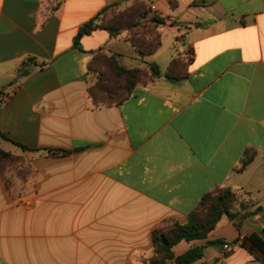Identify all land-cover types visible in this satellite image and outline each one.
<instances>
[{
	"label": "crops",
	"instance_id": "0c3cea01",
	"mask_svg": "<svg viewBox=\"0 0 264 264\" xmlns=\"http://www.w3.org/2000/svg\"><path fill=\"white\" fill-rule=\"evenodd\" d=\"M137 2L150 9L141 21L156 23L152 54L139 55L127 32L105 29L76 47L85 23ZM100 49L126 68L165 72L176 60L180 78L136 86L118 105L95 104L90 65ZM0 147L32 168L19 189L0 175V264H146L153 231L169 219L186 224L217 187L246 189L262 206L264 0H0ZM248 152L255 159L240 172ZM247 222L244 233L224 217L205 241H182L175 254L222 240L212 260L207 247L194 264H238L240 252L256 261L242 245L254 233L264 238V219ZM225 245L232 252L223 257Z\"/></svg>",
	"mask_w": 264,
	"mask_h": 264
},
{
	"label": "trees",
	"instance_id": "16d2710c",
	"mask_svg": "<svg viewBox=\"0 0 264 264\" xmlns=\"http://www.w3.org/2000/svg\"><path fill=\"white\" fill-rule=\"evenodd\" d=\"M140 4L142 6H140L141 8H138L139 12H137L138 10H135V6L129 8V10L134 9L135 12H137L135 16L136 22L141 21V18L147 16L150 11V9L149 11H146L148 9L146 4ZM114 8L115 6L107 7L94 19L85 23L79 29L75 38V45L77 48L81 50V39L84 36L90 35L98 29H105L115 36H119L122 32L132 29L129 25L119 29L115 26H104L99 23L102 17ZM129 18L131 17L129 16ZM156 20V22H162L161 20ZM132 43L136 46L140 55L142 57H146L152 54L160 45V39L155 47L149 45L147 52L141 51V49L138 48L137 44L133 41ZM150 68L154 73L155 79L164 77L167 80H178L180 77L177 74L182 71L179 69V65L176 60L173 61L172 65L165 72L161 71V69L155 64H151ZM90 69L98 76L103 73L99 76L98 81L90 87V95L95 104H105L108 106L118 105L126 100L132 94L134 88L138 85L137 83L140 80L139 78L141 74L139 69H130L122 66L117 55L104 52L103 49H100L95 53ZM107 71L111 72L116 79H113L112 81L105 79L106 74L104 72ZM1 136L2 138L9 140L4 134H1ZM14 144L21 147L23 150H29L22 144L15 142ZM13 158H15L14 153L5 151L0 147V161L9 163V160ZM254 159V153H246L239 171H244ZM0 175L6 181L8 188H12L8 183L9 178L6 177L5 172L0 170ZM254 207L255 210L251 211V208ZM256 214H262L264 217V207L258 205L250 191L246 189L235 190L230 187H217L215 190L207 193L202 198L195 210L189 214L188 222L186 224H180L176 220L169 219L164 221L153 231V255L150 259L145 261V263L194 264L199 262L204 257L205 248L212 245L224 244V242L222 240L207 241L203 245L192 247L187 252L179 256L175 254L174 248L182 241L189 243L205 241L224 217L231 220L238 230H240L243 220ZM242 247L248 248L250 254H252L256 260L261 261L264 264V260H260L257 256H255L256 252L264 255V238L261 234H251L246 239Z\"/></svg>",
	"mask_w": 264,
	"mask_h": 264
},
{
	"label": "rangeland",
	"instance_id": "374dc122",
	"mask_svg": "<svg viewBox=\"0 0 264 264\" xmlns=\"http://www.w3.org/2000/svg\"><path fill=\"white\" fill-rule=\"evenodd\" d=\"M135 10L137 12H139L138 8H141L140 6H142L139 2H137L135 5ZM134 9H130L129 7L127 8H122V7H115L114 9H111L108 13H106V15H104L102 17V19L99 21V23L101 25H107V26H115L118 27L119 29H122L124 27H126L127 25H129V27H131L132 29L129 31H124L127 32V38H130L131 41H133L134 43L137 44L138 48L141 49V51L143 52H147V49L149 47V45H152V47H155L158 43L159 40V36L158 33L156 32V28L155 25L156 23L152 18L148 19L146 21H137L136 22V14L137 12H135ZM146 11H149V9H147ZM129 16L131 18H129ZM130 23V24H129ZM136 23V24H135ZM159 24V23H157ZM136 25V26H134ZM123 33V32H122ZM164 41H166L165 45L169 44V39L168 37H163ZM172 44V42H171ZM170 49V47H165L163 49L164 52H167ZM162 52V53H164ZM174 52L175 49H174ZM173 52V53H174ZM138 54L140 55V53L138 52ZM165 55V54H163ZM148 62H151L152 59L151 58H146L145 59ZM168 60V58H167ZM165 63V59L162 61ZM161 64V68L164 69V65ZM139 69L140 71V80L138 81V85H147L150 82H152L155 77H154V73L151 71L150 65H145L144 63L141 62H137V64H133L132 67H130V69ZM105 75V79H109V80H113L116 79L111 72L107 71L104 72ZM103 73L99 74V76H101ZM98 75H96V79L93 80V84L96 83L98 81L99 78ZM15 158L9 160V163H6L4 161H0V170L2 172H5L6 177L9 178L8 183L10 184V186L12 188H21L23 187V184H26L29 179L32 177V168L31 165L29 164L28 160L21 154H17L14 153ZM8 184V185H9ZM11 188V189H12ZM262 206L264 207V199H263V203ZM243 212V211H242ZM251 219H256V218H263L262 214H256L252 217H250ZM250 229V224L249 222H247V219L243 220L242 226H241V231L246 233L248 232V230ZM262 230V229H259ZM230 232V233H229ZM227 233L231 234V233H236V231L232 228L227 230ZM211 247L210 249L207 250L206 252V258L207 260H212L214 258V254L217 251H221V246L220 245H212L209 246ZM241 253V252H240ZM237 254L234 263H238V264H263L262 262H259L258 260L256 261H252V260H248V261H244V255L242 254ZM251 256H253L252 254H250ZM258 256H260V258L263 257V255L258 253ZM254 257V256H253Z\"/></svg>",
	"mask_w": 264,
	"mask_h": 264
},
{
	"label": "built area",
	"instance_id": "2783aa9c",
	"mask_svg": "<svg viewBox=\"0 0 264 264\" xmlns=\"http://www.w3.org/2000/svg\"><path fill=\"white\" fill-rule=\"evenodd\" d=\"M241 244L245 240L244 237H241ZM232 252V246L231 245H225L224 250H223V257H226L227 255L231 254Z\"/></svg>",
	"mask_w": 264,
	"mask_h": 264
}]
</instances>
